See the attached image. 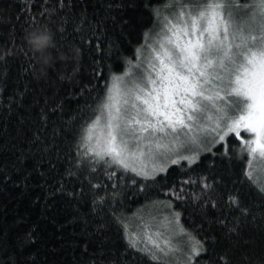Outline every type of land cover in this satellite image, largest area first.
I'll return each mask as SVG.
<instances>
[{"label": "trees", "instance_id": "1", "mask_svg": "<svg viewBox=\"0 0 264 264\" xmlns=\"http://www.w3.org/2000/svg\"><path fill=\"white\" fill-rule=\"evenodd\" d=\"M164 7L165 0H0L7 53L0 60V264H155L128 246L125 225L141 210L166 208L203 245L191 264H264V174L253 166L247 179L234 137L229 155L216 144L155 179L120 170L109 178L113 169L81 172L76 164L81 125L94 118L105 82L136 63ZM34 25L51 29L57 49L78 48L79 62L57 63L46 79H34L23 40ZM237 223L239 234L229 232Z\"/></svg>", "mask_w": 264, "mask_h": 264}, {"label": "snow or ice", "instance_id": "2", "mask_svg": "<svg viewBox=\"0 0 264 264\" xmlns=\"http://www.w3.org/2000/svg\"><path fill=\"white\" fill-rule=\"evenodd\" d=\"M165 9L162 23L156 10L159 30L145 33L132 70L105 82L94 118L81 125L76 164L81 172L113 169L109 178L120 170L155 179L168 161L194 164L199 152L180 154L193 146L210 152L223 143L222 154L229 155L227 141L234 137L237 158L247 160L245 176L253 181V165L264 168V0H165ZM259 192L264 194V184ZM239 227L229 232L239 234ZM150 228L144 226V235L130 233L128 246L155 264H173L180 248ZM202 250L199 241L192 244L185 264Z\"/></svg>", "mask_w": 264, "mask_h": 264}, {"label": "rangeland", "instance_id": "3", "mask_svg": "<svg viewBox=\"0 0 264 264\" xmlns=\"http://www.w3.org/2000/svg\"><path fill=\"white\" fill-rule=\"evenodd\" d=\"M159 14H160L161 23H162L163 17L168 14L165 7L164 9H160ZM158 30H159V24L157 23L154 31H158ZM150 42L151 40H149V43ZM142 54L144 56H147L148 50L147 49L142 50ZM139 55H141V53L138 52L137 56ZM137 56H136V62H137ZM132 66L127 68L126 70H132ZM204 147H211V144L205 145ZM202 151H203V148L196 149L193 146V151H182L180 154L186 155V156H192L195 154V152H202ZM170 164H171L170 161H168L167 166ZM253 166L255 167V172L264 174V168H262L260 164L259 165L254 164ZM151 168H152V163L148 162V170L151 171ZM166 209L168 210L164 211L163 214L161 213L153 214L150 210H141L139 215L137 214L133 216L132 218H130L129 220H127L126 225H125L126 236L129 240L130 233H140L141 235H144V232L142 231L144 226L146 224L151 225V228L149 229L151 232L163 233L162 239L171 238L173 242V246L180 248V251L176 252L175 255L172 257V261L174 263H180V261L183 259L184 261H186L187 255L190 253L191 245L194 244L195 241L191 237L186 235V233H183V234L179 233V229L181 228V225L176 224V216L170 212L169 208H166Z\"/></svg>", "mask_w": 264, "mask_h": 264}, {"label": "clouds", "instance_id": "4", "mask_svg": "<svg viewBox=\"0 0 264 264\" xmlns=\"http://www.w3.org/2000/svg\"><path fill=\"white\" fill-rule=\"evenodd\" d=\"M23 40L32 55V73L36 80L46 79L48 69L57 63L66 64L72 62L75 65L79 62V49L72 47L67 52L57 50L54 33L46 26H30L24 32ZM5 55L7 53L0 50V60H3Z\"/></svg>", "mask_w": 264, "mask_h": 264}]
</instances>
